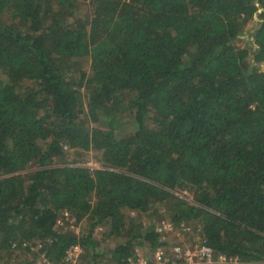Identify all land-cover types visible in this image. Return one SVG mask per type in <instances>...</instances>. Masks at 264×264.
Returning a JSON list of instances; mask_svg holds the SVG:
<instances>
[{"label": "trees", "instance_id": "obj_1", "mask_svg": "<svg viewBox=\"0 0 264 264\" xmlns=\"http://www.w3.org/2000/svg\"><path fill=\"white\" fill-rule=\"evenodd\" d=\"M164 219L264 264V0H0V264H128Z\"/></svg>", "mask_w": 264, "mask_h": 264}, {"label": "built area", "instance_id": "obj_2", "mask_svg": "<svg viewBox=\"0 0 264 264\" xmlns=\"http://www.w3.org/2000/svg\"><path fill=\"white\" fill-rule=\"evenodd\" d=\"M66 221H70L71 226L75 218H70L69 213L65 212L55 226L67 230ZM154 229L158 234L157 243L153 247H136L128 258V264H255L244 262L238 256L216 252L206 238L195 234L193 226L187 222L176 223L164 219L157 222ZM75 232L79 233L78 227H75ZM12 247L22 252V256L32 255L29 261L32 264H80L85 254L83 246L74 243L66 250L63 260L55 262L43 250L44 243L41 240L14 242Z\"/></svg>", "mask_w": 264, "mask_h": 264}, {"label": "rangeland", "instance_id": "obj_3", "mask_svg": "<svg viewBox=\"0 0 264 264\" xmlns=\"http://www.w3.org/2000/svg\"><path fill=\"white\" fill-rule=\"evenodd\" d=\"M258 22H259V17L258 16H256L255 17V20L253 21V22H251L249 25H248V28H247V34L246 35H244V38L246 39V41L244 42V45L247 43V42H249L250 41V32H252V30L254 29V27H256L257 25H258ZM249 33V34H248ZM67 160H68V162L69 163H71L72 161H73V159H74V152H70L69 153V155H67ZM62 164H65V163H63L62 161H57L56 163H55V165H57V166H59V165H62ZM84 164V163H83ZM86 166H89V167H103L102 165H100V164H98V163H96L95 161H93V160H90V161H87L86 162V164H85ZM37 168V166H31L29 169H28V171L29 170H34V169H36ZM179 193V192H178ZM179 194H182V193H179ZM182 195H185L188 199H191L192 198V195L191 194H189V193H185V194H182ZM157 218H159V217H157ZM147 222H148V220H146ZM70 223V222H69ZM85 223V222H84ZM82 224V223H80V224H75V221L71 224V226H70V224H69V229H71V230H73V231H75V227H78L79 228V231L82 229V228H84L85 227V224ZM104 225H101V226H98L97 228H96V230H95V237H97L101 242H100V245L103 247V248H107V247H113L114 246V243L112 242V241H109L108 239H106V240H104V231H105V227H103ZM106 241V242H104V241ZM82 262H81V264H85L84 262H83V260H81Z\"/></svg>", "mask_w": 264, "mask_h": 264}, {"label": "crops", "instance_id": "obj_4", "mask_svg": "<svg viewBox=\"0 0 264 264\" xmlns=\"http://www.w3.org/2000/svg\"><path fill=\"white\" fill-rule=\"evenodd\" d=\"M188 223V222H187ZM193 226L194 228V232L197 236L199 237H202V238H205L204 234H203V231H202V228L200 225H196V224H193V223H189Z\"/></svg>", "mask_w": 264, "mask_h": 264}]
</instances>
